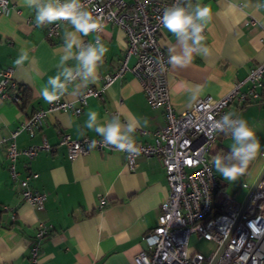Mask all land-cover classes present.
Listing matches in <instances>:
<instances>
[{
	"label": "crops",
	"instance_id": "crops-1",
	"mask_svg": "<svg viewBox=\"0 0 264 264\" xmlns=\"http://www.w3.org/2000/svg\"><path fill=\"white\" fill-rule=\"evenodd\" d=\"M199 2L212 9V19L204 32L209 51L207 56L195 55L183 67L170 65L166 82L175 113L191 107L194 101L189 102V98L193 93L196 99L219 98L235 83H241L239 92H246L248 69L264 63V0ZM196 3L197 0H188L192 6ZM34 16L35 10L22 6L21 0H7L6 9L0 13V72L10 67L17 87L28 93L26 104L0 97V141L8 138L35 110L47 106L40 88L58 71L63 32L73 30L71 25H63L57 37L48 38L42 27L32 25ZM249 18L253 23L248 25ZM97 35L109 48L97 80L76 88L81 83L77 79L68 86L64 95L67 101L74 102L77 94L86 88L98 87L101 77L112 72L124 56L125 34L119 27L107 24L99 33L81 39L94 43ZM159 42L169 55L176 54L170 52L176 39L166 29L159 34ZM21 50L27 52V58L17 65ZM74 65L75 61L68 62V66ZM256 93V98L244 103L234 100L226 113L240 115L250 108H264V79ZM89 111L98 113L100 123L110 119L113 112L119 113L122 122L132 117L139 119V128L146 132L134 133L135 141L140 143H151L152 133L165 124L163 108H151L139 81L126 72L106 88L102 98L89 97L79 115L51 112L33 137L21 131L15 138L18 148L39 144L43 138L53 147L29 162V169L37 174L32 187L46 195L42 210L24 202L10 182L5 145L1 144L0 264H29L28 240L33 238L38 223L50 227L40 242L39 264H133L134 255L147 250L142 237L156 227L160 204L167 197L161 162L156 156L138 157L135 169L130 171L121 153L96 150L68 160L66 149L57 144L61 135L68 134L77 140L102 138L84 127ZM144 119L147 126H143ZM225 141V134L216 136L210 157L217 150L230 152ZM24 161L23 156L17 161L20 176L24 173ZM100 197L105 200L102 209H98Z\"/></svg>",
	"mask_w": 264,
	"mask_h": 264
},
{
	"label": "built area",
	"instance_id": "built-area-1",
	"mask_svg": "<svg viewBox=\"0 0 264 264\" xmlns=\"http://www.w3.org/2000/svg\"><path fill=\"white\" fill-rule=\"evenodd\" d=\"M81 3L101 19L103 26L115 25L124 32V56L112 72L101 77L98 87L84 89L77 94L74 102L62 96L48 103L45 108L35 110L8 138L0 141V145H5L10 182L17 188L21 199L34 209L44 208L46 195L32 187L37 174L29 169V162L39 153L49 152L53 147L43 138L39 144L18 148L16 136L25 131L29 137H33L51 112L79 115L89 97L102 98L114 80L130 72L139 81L148 105L151 108H163L165 124L152 133L151 143L135 141L138 155L116 150L104 144L102 138L83 137L77 140L63 134L57 144L66 149L68 160H74L91 150L119 152L124 156L130 171L135 169L138 157L159 158L165 173L167 197L160 204L156 227L142 237L147 250H139L133 257V264H264V231L261 235H254L248 226L250 221L255 220L257 226L264 230V177L240 215L243 201L239 203L228 197L217 201V213L212 215L217 178L210 160L212 146L220 134L211 131L212 123L226 114V108L234 100L244 103L257 97L256 89L261 87L264 79V63L248 69L245 81L249 83V89L246 92H239L241 83H235L221 97L196 99L189 109L175 113L169 102L166 82L170 55L159 42V34L164 29L159 17L165 8L177 3V0H81ZM180 3L181 6H187L188 0H180ZM6 4L7 0H0V13L6 9ZM252 23L251 18L246 22L248 25ZM68 24L71 25L68 21H58L42 28L46 37L55 38L61 27ZM131 59L133 61L130 64ZM12 73L10 67L1 70L0 97L17 104L20 93ZM110 115L119 116V113ZM136 132L146 133L140 128ZM93 141L95 146L91 147ZM20 156L25 159L22 176L17 170ZM243 186L250 189L246 183ZM104 203V198L100 197L98 209H102ZM11 219H15L14 213ZM49 228L44 223H38L33 238L28 240L29 264H39L40 242L48 234ZM192 234L212 244L205 255L188 247V239Z\"/></svg>",
	"mask_w": 264,
	"mask_h": 264
},
{
	"label": "clouds",
	"instance_id": "clouds-1",
	"mask_svg": "<svg viewBox=\"0 0 264 264\" xmlns=\"http://www.w3.org/2000/svg\"><path fill=\"white\" fill-rule=\"evenodd\" d=\"M22 6L35 10L34 23L36 27H44L58 21H68L72 29L63 32V47L57 64V73L50 76L47 83L40 88V96L47 103H53L68 91V86L77 79L81 82L76 88L86 87L90 82L95 83L98 70L109 52L108 46L97 35L94 43H85L81 37L91 33H99L103 28L100 18L95 17L91 11L83 6L81 0H21ZM212 19V9L199 0L195 6L188 4L181 6L180 0L163 10L159 20L162 27L176 39V45L170 52L168 64L172 67H183L190 63L195 55L207 56L208 48L205 46L203 35L206 25ZM27 58V52L21 50L16 64H21ZM69 61H75L74 66H68ZM161 70L163 68L161 67ZM193 93L189 102L196 100ZM84 127L93 130L102 137L103 143L113 146L116 150L129 154H139L134 133L141 127V121L135 117L122 122L120 117L105 118L104 123L99 122L98 113L89 111ZM147 119L143 126H147ZM213 133L230 135L232 144L227 155L217 154L212 164L215 172L225 181L232 183L239 180L247 171L250 162L257 157L264 144L256 136L247 120L236 112L229 111L211 125ZM81 135L84 133L81 132ZM91 147L95 146L93 141ZM249 228L254 235H261L262 230L257 222L250 221Z\"/></svg>",
	"mask_w": 264,
	"mask_h": 264
},
{
	"label": "rangeland",
	"instance_id": "rangeland-1",
	"mask_svg": "<svg viewBox=\"0 0 264 264\" xmlns=\"http://www.w3.org/2000/svg\"><path fill=\"white\" fill-rule=\"evenodd\" d=\"M240 116L247 120L249 126L255 131L256 136L259 138L262 144H264V108H260V106L250 108L247 110V112L241 113ZM225 140V146L228 148V150H230V145L233 142L231 136L225 135ZM262 153H264V150H262L261 153H259L257 157L250 162L245 174L241 176L236 182L229 183L217 173L221 185V188L219 189L216 196L217 201H221L224 197L233 198L239 203L245 200L248 192L256 181L262 166H264V158H262ZM245 183L250 185L249 190L244 188L243 185ZM188 247L190 250H194L205 255L212 247V244L204 239L197 238L195 234H192L188 239Z\"/></svg>",
	"mask_w": 264,
	"mask_h": 264
},
{
	"label": "trees",
	"instance_id": "trees-1",
	"mask_svg": "<svg viewBox=\"0 0 264 264\" xmlns=\"http://www.w3.org/2000/svg\"><path fill=\"white\" fill-rule=\"evenodd\" d=\"M18 91L20 93V98H19V103L18 104H26V102L28 101V93L26 91V89H23L22 87H19L18 88ZM217 154H220V155H227L228 152L226 151H222V150H217L216 152H214L212 154V157H210V160L212 161L213 157ZM215 170V169H214ZM216 174V178H217V190H216V193H215V199H214V205H213V210H212V215L213 214H216L217 213V209H218V202H217V193L219 191V189L221 188V185H220V182H219V176L217 175V173L215 172Z\"/></svg>",
	"mask_w": 264,
	"mask_h": 264
},
{
	"label": "water",
	"instance_id": "water-1",
	"mask_svg": "<svg viewBox=\"0 0 264 264\" xmlns=\"http://www.w3.org/2000/svg\"><path fill=\"white\" fill-rule=\"evenodd\" d=\"M262 177H264V167H262V169H261V171H260V173H259V175H258L256 181L254 182V184H253V186L251 187L250 191L248 192V194H247L245 200L243 201V203H242V205H241V209H240L239 215L242 213V211H243V209H244L246 203H247L248 200L250 199L252 193L254 192V190H255L257 184H258L259 181L262 179ZM222 247H223V245H222V246L219 248V250L217 251V253H216V255H215V257H214V259H213L212 262L215 261V259L217 258V256H218L220 250L222 249Z\"/></svg>",
	"mask_w": 264,
	"mask_h": 264
}]
</instances>
